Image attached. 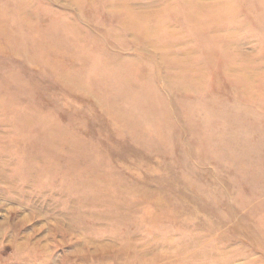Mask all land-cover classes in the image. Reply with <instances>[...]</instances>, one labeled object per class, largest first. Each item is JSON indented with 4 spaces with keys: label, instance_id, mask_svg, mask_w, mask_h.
Here are the masks:
<instances>
[{
    "label": "rangeland",
    "instance_id": "1",
    "mask_svg": "<svg viewBox=\"0 0 264 264\" xmlns=\"http://www.w3.org/2000/svg\"><path fill=\"white\" fill-rule=\"evenodd\" d=\"M0 264H264V0H0Z\"/></svg>",
    "mask_w": 264,
    "mask_h": 264
}]
</instances>
